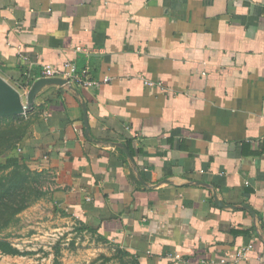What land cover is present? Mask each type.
<instances>
[{"label": "crops", "instance_id": "1", "mask_svg": "<svg viewBox=\"0 0 264 264\" xmlns=\"http://www.w3.org/2000/svg\"><path fill=\"white\" fill-rule=\"evenodd\" d=\"M66 64L98 84L42 87L14 152L58 264H264V0H0L4 80Z\"/></svg>", "mask_w": 264, "mask_h": 264}, {"label": "trees", "instance_id": "2", "mask_svg": "<svg viewBox=\"0 0 264 264\" xmlns=\"http://www.w3.org/2000/svg\"><path fill=\"white\" fill-rule=\"evenodd\" d=\"M29 81L27 86H30ZM21 87V84H17ZM33 116L11 115L0 117V254L25 256L30 254L13 246L2 234L16 224L18 215L44 198L46 177L30 170L20 158L14 155L21 142L28 135ZM59 251L55 247L54 264H58ZM106 261L107 258H104Z\"/></svg>", "mask_w": 264, "mask_h": 264}, {"label": "rangeland", "instance_id": "3", "mask_svg": "<svg viewBox=\"0 0 264 264\" xmlns=\"http://www.w3.org/2000/svg\"><path fill=\"white\" fill-rule=\"evenodd\" d=\"M6 82L19 94L23 95L22 92H20L21 90L18 85L9 81ZM21 99L22 101H25L24 95L21 97ZM44 187H46V182L43 188ZM47 196L48 195L46 194L44 198H46ZM35 204L22 211L18 215V221L16 222V224L9 227L2 234V236L6 237L13 244V246L21 251L28 252L30 254H27L25 256H8L0 254V264H54V257L52 253L55 252L54 247H56V244L58 242L56 241L57 239L52 241L50 238V234L46 235L47 239L42 240V230L48 231L49 228L40 224L41 219L39 217L43 215L40 214L41 210L37 209L35 207ZM46 205L49 207V203H46ZM48 207H43L42 211L49 212L50 209H48ZM46 218L47 220H51L50 215H46ZM68 242L70 243L71 241L60 240L61 244H68ZM68 248H71L70 245L68 246ZM61 252L62 254L60 258H65V254L67 252L64 250H61Z\"/></svg>", "mask_w": 264, "mask_h": 264}, {"label": "built area", "instance_id": "4", "mask_svg": "<svg viewBox=\"0 0 264 264\" xmlns=\"http://www.w3.org/2000/svg\"><path fill=\"white\" fill-rule=\"evenodd\" d=\"M41 78L64 80L66 83L63 84L62 87L73 84L79 87L90 88L98 84V82L89 78L86 70H77V68L72 64H66L63 70H57L51 66H44L42 69ZM102 81L108 82L109 78L105 77ZM143 84L147 87L160 86L159 83L153 81H143ZM251 249V246L240 248L233 254L226 255L224 258H222L220 264H225L228 261L233 263L240 261L247 256ZM169 256L172 258L175 264H177L176 262L180 260V256L177 254ZM208 264H214V262L210 261Z\"/></svg>", "mask_w": 264, "mask_h": 264}, {"label": "water", "instance_id": "5", "mask_svg": "<svg viewBox=\"0 0 264 264\" xmlns=\"http://www.w3.org/2000/svg\"><path fill=\"white\" fill-rule=\"evenodd\" d=\"M66 81L61 79L40 78L34 81L27 91L25 102L20 94L0 77V117L24 115L33 109L34 99L42 87L46 85L63 86Z\"/></svg>", "mask_w": 264, "mask_h": 264}]
</instances>
